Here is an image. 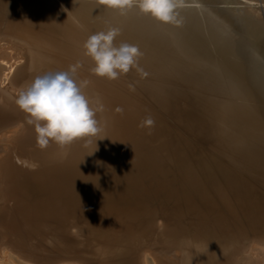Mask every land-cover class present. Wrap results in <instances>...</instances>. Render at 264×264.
Returning <instances> with one entry per match:
<instances>
[{
    "label": "bare ground",
    "instance_id": "obj_1",
    "mask_svg": "<svg viewBox=\"0 0 264 264\" xmlns=\"http://www.w3.org/2000/svg\"><path fill=\"white\" fill-rule=\"evenodd\" d=\"M180 5L0 0L1 264H264V0ZM109 26L143 53L113 81L82 47ZM69 66L103 131L41 149L14 99Z\"/></svg>",
    "mask_w": 264,
    "mask_h": 264
},
{
    "label": "clouds",
    "instance_id": "obj_2",
    "mask_svg": "<svg viewBox=\"0 0 264 264\" xmlns=\"http://www.w3.org/2000/svg\"><path fill=\"white\" fill-rule=\"evenodd\" d=\"M98 2L121 16L135 8L159 23L180 22L177 12L180 0ZM121 34L120 27L109 26L91 34L83 43L84 55L92 61L91 72L95 76L113 81L132 69H138L143 53L136 44L127 41L117 44ZM76 71L77 66H69L67 70L37 74L19 89L14 99L17 108L25 113L26 123L32 126L41 149L50 143L65 148L83 138L99 137L103 131L97 119V112L103 110V105L99 98L93 100L86 94V82L78 80ZM148 123L153 121L149 119ZM86 143L91 144L92 140L88 139Z\"/></svg>",
    "mask_w": 264,
    "mask_h": 264
},
{
    "label": "rangeland",
    "instance_id": "obj_3",
    "mask_svg": "<svg viewBox=\"0 0 264 264\" xmlns=\"http://www.w3.org/2000/svg\"><path fill=\"white\" fill-rule=\"evenodd\" d=\"M6 260V261H5ZM4 261H2V264H19L17 263V261L12 260L11 258L9 259H5ZM1 264V263H0Z\"/></svg>",
    "mask_w": 264,
    "mask_h": 264
}]
</instances>
